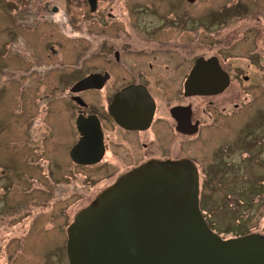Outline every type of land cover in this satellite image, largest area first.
Segmentation results:
<instances>
[{
	"label": "rangeland",
	"instance_id": "obj_1",
	"mask_svg": "<svg viewBox=\"0 0 264 264\" xmlns=\"http://www.w3.org/2000/svg\"><path fill=\"white\" fill-rule=\"evenodd\" d=\"M45 1L58 7L59 12L48 14L45 23L27 16ZM168 1L104 0L101 8L108 9L115 2L114 13L126 15L123 18L132 26L144 27L138 24L142 21L137 14L145 15L142 19L149 24L147 27L161 23L168 26L159 30L157 38L163 43L191 44L196 56L221 54L222 43L217 40L226 35L238 40V50L226 56L251 77L243 85L248 95L240 114L259 107L256 114L261 121L237 132L235 127L241 124H235L240 119L237 115L235 121L228 122L233 123L229 127L223 128L220 123L212 128L218 135L214 147H221L225 155L223 173L227 169L228 177L211 182L203 175L198 183L202 185L199 206L207 225L220 238L252 232L263 235L264 0H175V11L167 9ZM175 18L180 19V25H173ZM98 19L89 13L83 0H0V166L4 170V174L0 173V200L5 201H0V236L7 237L11 228L8 223L19 222L31 208L34 215L26 221L29 224L37 218L33 232L28 235L25 229V242L16 245L15 261L7 263L5 256L0 264H60V259L61 264H66L62 253L65 229L73 223L75 214L94 202L95 192L111 183L105 178L116 168L96 171L68 163L74 110L69 101L58 97L80 77L76 69L81 60L85 71L92 67V42L87 33L93 36ZM51 93L54 99H45ZM87 98L94 101L93 96ZM225 135L228 142L222 144L221 137ZM198 144L200 152L208 145ZM30 148L33 150L29 153ZM243 152L251 158L241 163ZM120 157L126 158L125 154ZM201 157L198 163L204 170L209 160ZM12 200H16L14 209L7 208L6 203L12 206Z\"/></svg>",
	"mask_w": 264,
	"mask_h": 264
},
{
	"label": "flooded vegetation",
	"instance_id": "obj_2",
	"mask_svg": "<svg viewBox=\"0 0 264 264\" xmlns=\"http://www.w3.org/2000/svg\"><path fill=\"white\" fill-rule=\"evenodd\" d=\"M83 1L91 15L99 16L96 32L91 37L87 33L89 41L92 42L93 65L89 71H85L82 66L84 62L81 60L76 69L80 77L62 93L64 96L58 97L69 101L74 110V138L67 149L68 163L74 167L96 171L105 167L116 168L111 176L105 178L111 183L95 192L94 198L121 176L153 162L174 163L188 160L196 171L198 183L203 175L211 182L227 178L228 170L223 173L225 155L221 147H214L218 135L212 128L220 123H223V128L229 127L233 123L228 122L235 121L237 115L240 119L235 121V124L241 122L235 127L237 132L239 128L244 131L251 129L255 122L261 121V116L256 114L260 110L259 107L244 115L240 114L244 97L248 95L243 85L249 83L251 77L243 68L236 67L230 56H226V53L238 50V40L226 35L224 39L217 40L222 43L221 54L196 56L191 44L160 41L157 38L159 32L168 26L165 27L161 23L147 27L149 24L142 19L144 14L136 15L141 16L142 22L138 24L144 27L137 24L132 26L123 18L126 15L114 13L115 2L107 9L101 8L104 0H95L94 9L91 11L88 0ZM194 1L186 0L188 3ZM166 6L168 10L178 9L175 0L168 1ZM58 12V7L45 1L27 16H35L37 21L45 23L49 19L48 14ZM169 20L171 21H167ZM175 20L177 21L172 22L173 25H180V19ZM167 24L169 25V22ZM50 51L56 53L52 47ZM200 59L203 61L199 76H194ZM48 72L49 75L52 73L51 70ZM64 76L69 77L65 73ZM198 82H204L206 86L197 88ZM187 83H190L189 87H186ZM88 96H93L94 101L89 102ZM45 99H54V96L52 93L46 94ZM237 132L232 139L236 138ZM221 140L224 144L227 135L221 137ZM203 142L208 145L200 152L197 149L198 143ZM231 143L241 145L237 142ZM249 145L251 146V143ZM32 150L33 148H30L29 153ZM224 152L227 153L225 150ZM123 154L126 158L120 157ZM241 155V163L244 158H251L249 153L243 152ZM201 156L209 160L204 170L198 163ZM1 168L3 169V166H0ZM2 169L0 173L4 174ZM27 180L28 185L30 180ZM29 191L34 193V189L30 188ZM200 193L202 185L198 186V200ZM0 201L5 202L4 198ZM15 202L16 200H12V206L6 203L7 208L14 209ZM90 203L92 204V201ZM27 212L19 222L8 223L11 228L6 232L7 237L0 236V259L6 256L7 263L10 259L15 261L14 254L18 249L16 245L25 242V229L29 235L36 226L37 218L29 224L26 221L34 215L33 209ZM75 216L76 214L74 218ZM66 243L67 234L62 253L68 264ZM58 262L61 264V259Z\"/></svg>",
	"mask_w": 264,
	"mask_h": 264
},
{
	"label": "water",
	"instance_id": "obj_3",
	"mask_svg": "<svg viewBox=\"0 0 264 264\" xmlns=\"http://www.w3.org/2000/svg\"><path fill=\"white\" fill-rule=\"evenodd\" d=\"M88 3L93 11L95 0ZM198 201L188 160L132 170L76 215L67 229L68 264H264L263 235L220 238Z\"/></svg>",
	"mask_w": 264,
	"mask_h": 264
},
{
	"label": "bare ground",
	"instance_id": "obj_4",
	"mask_svg": "<svg viewBox=\"0 0 264 264\" xmlns=\"http://www.w3.org/2000/svg\"><path fill=\"white\" fill-rule=\"evenodd\" d=\"M102 192H103V191H102ZM102 192H101V193H102ZM222 239H223V238H222Z\"/></svg>",
	"mask_w": 264,
	"mask_h": 264
}]
</instances>
